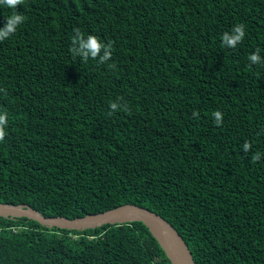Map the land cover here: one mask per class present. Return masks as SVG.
Listing matches in <instances>:
<instances>
[{
	"label": "trees",
	"instance_id": "1",
	"mask_svg": "<svg viewBox=\"0 0 264 264\" xmlns=\"http://www.w3.org/2000/svg\"><path fill=\"white\" fill-rule=\"evenodd\" d=\"M16 11L23 23L0 40V202L69 218L134 203L168 220L196 264H264V0H21ZM77 32L109 45V60L74 55ZM0 264L171 262L139 221L68 230L0 217Z\"/></svg>",
	"mask_w": 264,
	"mask_h": 264
},
{
	"label": "water",
	"instance_id": "2",
	"mask_svg": "<svg viewBox=\"0 0 264 264\" xmlns=\"http://www.w3.org/2000/svg\"><path fill=\"white\" fill-rule=\"evenodd\" d=\"M0 217H26L48 228L68 230L94 229L105 224H126L142 222L158 241L171 264H196L193 254L178 230L163 216L146 207L125 203L117 207L83 216L69 218L63 215L46 216L38 209L26 203L0 202Z\"/></svg>",
	"mask_w": 264,
	"mask_h": 264
},
{
	"label": "clouds",
	"instance_id": "3",
	"mask_svg": "<svg viewBox=\"0 0 264 264\" xmlns=\"http://www.w3.org/2000/svg\"><path fill=\"white\" fill-rule=\"evenodd\" d=\"M21 0H0V8L12 9L11 13L6 16V22L0 26V40L8 39L23 23L24 17L22 14L16 11L17 5L20 4ZM244 25H236L232 31L225 32L222 34V43L231 48L234 47L244 36ZM73 47L71 51L74 55L79 56L82 60H88L89 58L98 60L99 62L108 61L111 52L110 46L103 43L98 37L88 34L82 35L77 32L73 38ZM262 57L257 52H254L248 56V60L252 64H257L261 61ZM124 107V105H120ZM118 107L117 103L110 104V109L116 110ZM195 115V113H194ZM212 116L215 118V122H220L221 114L219 112H213ZM7 116L4 112H0V138L6 134ZM249 144L247 142L243 145V150L248 151ZM261 153L257 152L252 156L253 160H259Z\"/></svg>",
	"mask_w": 264,
	"mask_h": 264
}]
</instances>
